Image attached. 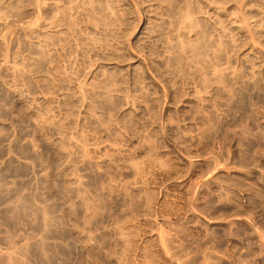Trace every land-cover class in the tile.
Wrapping results in <instances>:
<instances>
[{"label": "rangeland", "instance_id": "obj_1", "mask_svg": "<svg viewBox=\"0 0 264 264\" xmlns=\"http://www.w3.org/2000/svg\"><path fill=\"white\" fill-rule=\"evenodd\" d=\"M0 264H264V0H0Z\"/></svg>", "mask_w": 264, "mask_h": 264}, {"label": "bare ground", "instance_id": "obj_2", "mask_svg": "<svg viewBox=\"0 0 264 264\" xmlns=\"http://www.w3.org/2000/svg\"><path fill=\"white\" fill-rule=\"evenodd\" d=\"M142 167V166H141ZM143 173V172H142ZM139 175V174H138ZM262 239V238H261ZM263 240V239H262ZM132 261V260H131Z\"/></svg>", "mask_w": 264, "mask_h": 264}]
</instances>
